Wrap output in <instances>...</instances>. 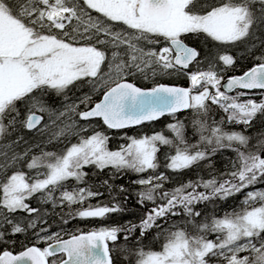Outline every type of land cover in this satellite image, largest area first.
<instances>
[{
    "label": "snow or ice",
    "instance_id": "1",
    "mask_svg": "<svg viewBox=\"0 0 264 264\" xmlns=\"http://www.w3.org/2000/svg\"><path fill=\"white\" fill-rule=\"evenodd\" d=\"M196 3L0 0V142L7 141L0 143V210H4L0 212V228L5 229L0 230V241L5 240L7 228L10 235L31 230L35 240L19 254L0 251V264H114L110 244L121 235L126 242L131 240L137 230L140 235L135 238L136 246L121 249L128 264L133 259L135 264H208L210 257L218 258L221 264H264V191L247 192L239 211L212 217L210 222L207 218L195 222L201 216L195 210L197 205L227 200L264 180V139L250 146V137L242 131L226 130L223 118L211 122L207 119L210 105L226 114L228 125H243L245 129L257 115H264V99L256 102L249 95L261 90L264 96V0H218L194 10ZM189 35H203L222 46L251 40L248 51L255 62L243 74L225 81L220 65L230 68L236 58L227 51L218 52L214 60L207 62V68H202L200 52L186 42ZM255 41L262 49L259 55L253 52ZM193 64L197 65L194 71L190 70ZM149 73L153 79L184 75L189 84L184 87L156 82L142 88L129 79L139 75L147 80ZM83 81H88L93 90H101L102 98L93 103L90 94L70 96L71 89ZM234 90L241 91L230 95ZM53 93L56 104L48 99ZM186 109L198 117L193 120L199 135L195 144L185 139V125L175 121L166 126L173 138L162 132L128 137L127 144L110 150L107 135L93 130L85 136L82 133L88 129L79 123L99 118L108 129H125L156 121L165 114L175 117ZM22 132H35L48 143L68 136L78 140L65 144L61 152L44 151L37 145L41 148L39 155L29 159V142L18 135ZM13 136L16 138L11 139ZM21 144L25 150L16 151ZM161 145L174 149L164 163L165 169L172 172L210 162L221 150H231L236 156L231 160V170L221 173L227 179L200 177L165 190L170 177L165 172L156 174ZM18 163H26L35 175L29 176L23 167L16 168ZM86 166L99 170L111 167L116 175L151 171V175L133 184L141 188L136 193L137 203L144 207L151 202L153 206L135 223L66 230L63 225L72 219L104 218L124 210L118 194L126 189L123 185L117 189L108 180L103 184L112 201L84 206L88 200L103 196L91 187L80 186L87 183ZM70 179L77 184L69 190L66 182ZM36 194L54 207L65 203L70 208L80 207L70 211L68 218L61 216L62 227L51 232L50 227L40 226L46 223L40 210L27 202ZM17 211L33 218H11ZM181 215L186 218L184 226L169 224ZM188 225L199 234H190ZM153 229L157 239L163 238L158 251L141 246V240ZM209 232L217 234L216 241L207 238ZM41 243L46 246L39 247ZM243 252L249 255L241 256Z\"/></svg>",
    "mask_w": 264,
    "mask_h": 264
},
{
    "label": "trees",
    "instance_id": "2",
    "mask_svg": "<svg viewBox=\"0 0 264 264\" xmlns=\"http://www.w3.org/2000/svg\"><path fill=\"white\" fill-rule=\"evenodd\" d=\"M264 38V37H263ZM260 50L255 51V55L260 54ZM254 56V55H253ZM255 57V56H254ZM261 92H251L249 95L252 98H255L254 96L260 95ZM211 107V113L210 115H214L217 117H223L222 110L216 108L213 105H210ZM192 113V110L189 109L186 112L176 114L175 117L168 115L156 122L146 123L144 125H153L157 127L159 132H162L165 136L169 138H173V133L168 130L166 127L169 123H173L175 121H181L185 125V139L189 144H195L199 140V135L197 134L195 127L193 125V122L188 119L189 114ZM210 115L207 117L208 121L210 122L211 118ZM213 117V118H214ZM225 119V117H223ZM192 124H190V123ZM125 132V131H123ZM127 132V131H126ZM113 132H108V135H111ZM115 141V143H113ZM112 145H118L119 140L113 138L111 139ZM122 144H126L125 142H122ZM121 144V145H122ZM119 145V146H121ZM167 148L170 150L169 146H163L161 145L159 147V151L157 153L158 161H160L159 156L161 154V148ZM174 152V149L170 150ZM221 154L216 153L212 158L211 161H203L198 165V178L204 177V179L210 178L212 175H215L217 178L227 179V176L221 177V173H225L228 170H231L229 165H225L224 161L221 159ZM209 163L211 166H209ZM162 165V164H161ZM160 165V167H161ZM84 171L87 172V183L84 184L85 187H91L93 191H99L103 193V196H100L95 199H90L86 202L84 205L85 207L87 204H97L98 202L103 203H110L112 201V197L109 194V190L106 186H104L103 182L105 180H108L110 184L114 185L117 189L120 185H123L126 189L125 193H113L112 195H119V203L123 207V211L116 212V213H110L104 218H89V219H72L67 225H63V227L68 230H75V229H84V230H90L94 227H100L103 225H116V224H124L127 221L132 222H138L139 219L144 215V213L151 208L153 205L151 202H146V205L142 207L140 204L137 203V195L136 193L141 190L139 185L133 184L134 180L139 179L136 173L127 171L123 172L121 174H114L115 170L111 167L105 168L104 170L96 169L94 166H86L84 168ZM168 170L159 168V170L156 172L158 175L159 172H165L166 175L172 179V175H170ZM194 167L190 169L183 170L181 172H176L173 174L175 177V181H167L164 185L165 190L172 189L176 186H179L182 183H186L189 180H195L197 176L194 175ZM255 185H263L264 186V180L258 181L255 183ZM203 190V189H201ZM39 194H36L34 197L30 198L27 202L30 204V206L38 208L40 210L39 214L43 217L44 220H46V223L41 224V227H50L51 232L58 231L62 225H61V216L64 218H68V213L76 211L80 205H73L71 208L65 203L63 207L56 206L54 207L51 203H45L38 197ZM125 196H127V200L125 201ZM243 199L242 192L231 196L230 202H234L232 207H224L222 205V200H215L212 202H205L201 203L196 206V211H199L201 213V216L196 218V224H199L201 222L205 221V218L208 219L210 222L212 217H223L226 213H230V210H233L234 207H239L240 201ZM229 202V203H230ZM228 203V205H229ZM241 210V209H239ZM237 208L235 211H239ZM18 217L22 220L31 219L33 217H29L27 213L22 211H17ZM46 213V214H45ZM171 223H177L181 226H184L186 223V218L181 215L178 217L172 218V220L169 221V224ZM167 227V225H166ZM187 230L190 234L195 232V229L191 226H187ZM36 231H39V228L36 229ZM140 233L139 230L136 231L135 237H133L129 241H125L123 236L121 235L118 239V241L115 244H110L114 251L112 253L114 264H128V261L124 259V256L126 253L121 251V249L125 247H134L135 245V238L139 237ZM34 237L32 234V231L29 230L25 233L15 234L5 237L4 241H0V251L3 250H10L13 252H18L22 250L26 245H30L34 243ZM163 244V238L160 239L156 238V230L153 229L147 233V235L141 240V246L145 248V250H161ZM45 244L41 243L38 246H43ZM210 261V258H208V263ZM214 264H217L216 262H211ZM132 264H135L134 259L132 260Z\"/></svg>",
    "mask_w": 264,
    "mask_h": 264
},
{
    "label": "rangeland",
    "instance_id": "3",
    "mask_svg": "<svg viewBox=\"0 0 264 264\" xmlns=\"http://www.w3.org/2000/svg\"><path fill=\"white\" fill-rule=\"evenodd\" d=\"M218 0H197V3L196 5L194 6V10H199V9H202V8H207L208 6L214 4V3H217ZM257 7H259V5H257ZM73 24H75V21H73ZM257 34L259 35V32H257ZM263 38V37H262ZM188 40H192L191 42L194 44L196 43V45H199V49L201 51V57H200V60H201V65L200 67L202 68H207V62L208 61H212L214 60V58L216 57L217 53L218 52H224V51H227L229 52L230 54H234V57L236 58V63L235 65L238 63V65L240 64V62L242 60H244L245 58L249 57L250 54H253L252 52H249L248 49L251 48L252 46V43L253 41L249 40V41H245L243 43H239V44H236V45H232V46H222L220 45L218 42H214V41H211V39H205V37L203 35H200V36H194V35H189L187 37ZM255 43L257 44V47L255 49H253V52L257 51V50H260L262 51V49L259 47V41H255ZM255 54V53H254ZM234 65V66H235ZM196 67L197 65H193V68L190 69L192 71L196 70ZM105 68V71L107 70L106 68V65L104 66ZM220 68L223 69V74H224V79L226 76L229 75V71H231V69L233 68L230 67V68H224V66L221 64L220 65ZM219 70V69H218ZM149 76L150 78L149 79H144L142 76H136V77H130L129 79L132 80L133 82L137 83V84H142V85H153L154 83L156 82H180V81H184V83H186L187 85L189 84L186 76L184 75H177V74H172V75H164V76H160V77H157L155 79L151 78V74L149 73ZM85 94H90L92 96V99H93V103L98 101L99 98L101 97L102 95V91L101 90H93L91 88V85L89 84L88 81H83L81 83H78L76 85L75 88L71 89L69 95L70 96H75V97H83ZM232 95H236V94H232ZM55 96V94L53 93L51 96H49V101L50 103L52 104H56V101L53 99V97ZM256 100V102H259L261 99H264V96H262L261 94L260 95H256L254 96ZM249 97H244L243 99H247ZM252 98V97H251ZM215 106V105H214ZM216 108H218L217 106H215ZM84 109V106L81 105L80 106V110H83ZM219 109V108H218ZM221 110V109H220ZM223 112V111H222ZM214 115H210V118L211 120H216V121H220L221 118L225 117V119L223 118V122H224V125L226 127V130H235V131H242L244 132L245 135L249 136L250 137V146H255L257 145L258 141L261 140V139H264V115H257V117L252 121L251 125L245 129V127L243 125H236V124H232V125H228L227 124V117H226V114L223 113V117H217L215 116L214 118ZM197 114L192 110V113L189 114L188 116V119H190L192 122L194 119H197ZM45 119H47V116L45 115ZM77 120H78V117H77ZM210 120V122H211ZM80 123V127L81 128H87L88 131L82 133L83 135L87 136V135H91L93 133V130H96V131H101L103 132L105 135H107L109 137L108 139V148L110 150H116L119 148V145L122 144V142H125L127 144L128 142V137H141V136H144V135H152L153 133L155 132H159L157 127L153 126V125H143V126H140L138 128H135V129H131V130H128L127 132H122V131H117V132H113L111 135H108L107 133L109 132L107 130V128L101 123L100 120L98 119H92L91 121H88V122H84V121H79ZM190 123V122H188ZM192 124V123H190ZM18 135H23L24 136V139L25 141H28V148L31 149V151L29 152V159L31 158L32 155H39L40 151H41V148H37L36 146L37 145H41L42 149L44 151H55V152H61L62 150H64V145L71 142V143H75L77 142L78 140V137H75V136H68L66 137L65 139L59 141V142H52V143H48L47 139L45 138L43 141L41 140V138L39 137V135L35 132H22V133H18ZM16 137L13 136L11 137V139H15ZM117 139L119 140V144L118 145H112L111 144V139ZM0 143H7V141H3V142H0ZM115 143V141L113 142ZM122 145H125V144H122ZM160 147V146H159ZM25 150V146L23 144H21L17 149L16 151L18 152H22ZM173 154L174 152L171 151ZM170 153V150L167 149V148H161V154L159 156V163L161 165L160 168H163L165 169L164 167V163H165V158L166 156ZM219 154H221V160L224 161L225 165H229L230 168H231V160L232 159H235V156L236 154L234 152H232L231 150H221L219 151ZM0 163H3V161H0ZM16 168H21L23 167V169L28 172L29 176H34L35 175V171L34 170H28L26 168V163L25 164H16L15 166ZM109 168V167H108ZM159 170V169H158ZM157 170V171H158ZM167 172L170 173V175H172V179H169V181H175L174 179V175L176 172H172L170 170H168ZM194 175L197 176L196 179H198V166H194ZM152 172L149 171L148 173H144V174H140L137 176L139 178H146L148 175H151ZM204 178V177H203ZM77 182L73 179H70L69 181L66 182V187L69 188V190L76 186ZM80 186H84V184L80 185ZM249 191H264V186L263 185H252V186H249L247 189L243 190L242 191V194H243V199L240 201V204L239 207H234L233 210H230V212H234L235 209L237 208V210L239 209H242L244 207L243 205V200L245 198V196L247 195V192ZM60 193L59 192H56L55 193V196L59 197ZM38 197L41 199V196L40 194L38 195ZM231 200V197H229L227 200H222V205L224 207H232V205L234 204V202H230ZM230 202V203H229ZM51 203V202H49ZM229 203V205H228ZM52 204V203H51ZM56 204L59 205V200L57 199L56 201ZM256 206H259V202H257V205ZM4 210H0V212H3ZM13 219L19 221V220H22L18 217V214L15 213L12 215ZM0 230H5L3 228H0ZM7 233H10V228H7L6 229V236H8L9 234ZM192 234H199L196 230L194 233ZM207 238L208 239H211L213 241H216L217 239V234L216 233H207ZM11 239H12V235H11ZM241 256H244V255H249L248 252H243L240 254ZM216 262L217 264H221V261L216 258V257H210V261L208 264H214V263H211V262Z\"/></svg>",
    "mask_w": 264,
    "mask_h": 264
},
{
    "label": "flooded vegetation",
    "instance_id": "4",
    "mask_svg": "<svg viewBox=\"0 0 264 264\" xmlns=\"http://www.w3.org/2000/svg\"><path fill=\"white\" fill-rule=\"evenodd\" d=\"M206 1V0H205ZM93 15H95L94 13H93ZM187 42V41H186ZM188 43V42H187ZM188 44H190V43H188ZM195 45H196V43H194ZM191 45V44H190ZM193 45V44H192ZM196 46H198L199 47V45H196ZM233 56H234V54H233ZM252 60H253V56H252V54H250L249 55V57H247V58H245L244 60H242L241 62H240V65L243 67V68H246V67H248L250 64H251V62H252ZM227 73H231L230 71L229 72H227Z\"/></svg>",
    "mask_w": 264,
    "mask_h": 264
},
{
    "label": "water",
    "instance_id": "5",
    "mask_svg": "<svg viewBox=\"0 0 264 264\" xmlns=\"http://www.w3.org/2000/svg\"><path fill=\"white\" fill-rule=\"evenodd\" d=\"M226 81V80H225ZM102 98V97H101ZM182 111H184V110H181V111H179V112H182ZM166 115V114H165ZM131 127H135V126H131ZM128 128H130V127H128ZM112 130H119V129H112ZM16 254H19V253H16Z\"/></svg>",
    "mask_w": 264,
    "mask_h": 264
}]
</instances>
